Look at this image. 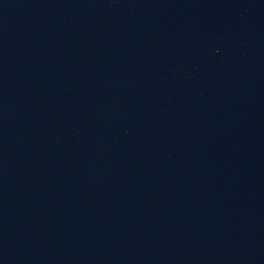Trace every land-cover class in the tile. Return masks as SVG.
Instances as JSON below:
<instances>
[{
    "label": "water",
    "instance_id": "obj_1",
    "mask_svg": "<svg viewBox=\"0 0 264 264\" xmlns=\"http://www.w3.org/2000/svg\"><path fill=\"white\" fill-rule=\"evenodd\" d=\"M0 264H264V0H0Z\"/></svg>",
    "mask_w": 264,
    "mask_h": 264
}]
</instances>
